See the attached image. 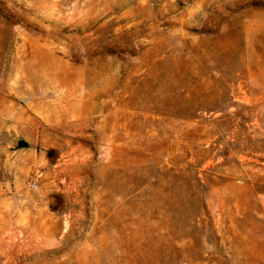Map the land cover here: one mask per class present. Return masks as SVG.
Instances as JSON below:
<instances>
[{"label": "rangeland", "instance_id": "rangeland-1", "mask_svg": "<svg viewBox=\"0 0 264 264\" xmlns=\"http://www.w3.org/2000/svg\"><path fill=\"white\" fill-rule=\"evenodd\" d=\"M0 264H264V0H0Z\"/></svg>", "mask_w": 264, "mask_h": 264}, {"label": "water", "instance_id": "water-1", "mask_svg": "<svg viewBox=\"0 0 264 264\" xmlns=\"http://www.w3.org/2000/svg\"><path fill=\"white\" fill-rule=\"evenodd\" d=\"M54 203V199H52V204Z\"/></svg>", "mask_w": 264, "mask_h": 264}]
</instances>
